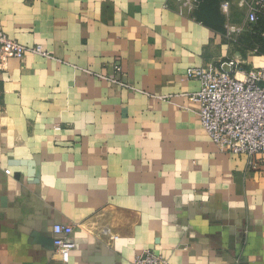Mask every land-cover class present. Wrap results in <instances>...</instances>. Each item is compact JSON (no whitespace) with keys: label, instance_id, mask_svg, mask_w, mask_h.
<instances>
[{"label":"crops","instance_id":"obj_1","mask_svg":"<svg viewBox=\"0 0 264 264\" xmlns=\"http://www.w3.org/2000/svg\"><path fill=\"white\" fill-rule=\"evenodd\" d=\"M179 8L0 0L1 29L49 54L0 71V264H132L147 249L169 264H264V154L253 168L220 151L187 78L264 67V17L250 23L238 0ZM56 224L75 227L68 263Z\"/></svg>","mask_w":264,"mask_h":264},{"label":"built area","instance_id":"obj_2","mask_svg":"<svg viewBox=\"0 0 264 264\" xmlns=\"http://www.w3.org/2000/svg\"><path fill=\"white\" fill-rule=\"evenodd\" d=\"M205 0H178L180 12H192ZM239 7L248 8L250 23H258L264 16V0H238ZM233 1H223L221 10L229 19ZM228 34L241 30L227 25ZM32 53L49 57L40 46L29 47L14 39L0 27V71L6 70L11 58L21 59ZM187 78L198 80L200 90L190 99L200 106V121L213 143L224 153L243 156L249 166L257 167V157L264 154V67L244 69L239 62L231 61L228 68L194 67ZM73 225L56 224L53 227V245L68 263L76 249ZM132 264H169V261L152 249L137 255Z\"/></svg>","mask_w":264,"mask_h":264},{"label":"trees","instance_id":"obj_3","mask_svg":"<svg viewBox=\"0 0 264 264\" xmlns=\"http://www.w3.org/2000/svg\"><path fill=\"white\" fill-rule=\"evenodd\" d=\"M261 17H264V16H261ZM261 19V18H260ZM260 21V20H259Z\"/></svg>","mask_w":264,"mask_h":264}]
</instances>
